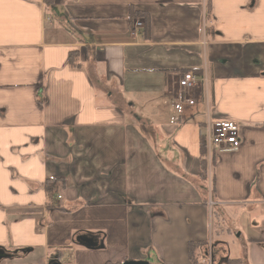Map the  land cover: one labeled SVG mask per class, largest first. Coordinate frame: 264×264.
<instances>
[{
    "label": "crops",
    "instance_id": "1",
    "mask_svg": "<svg viewBox=\"0 0 264 264\" xmlns=\"http://www.w3.org/2000/svg\"><path fill=\"white\" fill-rule=\"evenodd\" d=\"M205 6L0 0V264H194L190 242L195 264H264V0ZM183 70L201 81L177 113ZM214 120L240 145L216 154L213 188Z\"/></svg>",
    "mask_w": 264,
    "mask_h": 264
},
{
    "label": "built area",
    "instance_id": "2",
    "mask_svg": "<svg viewBox=\"0 0 264 264\" xmlns=\"http://www.w3.org/2000/svg\"><path fill=\"white\" fill-rule=\"evenodd\" d=\"M143 27L142 20H135L133 32ZM205 81V79H203ZM200 76L193 70L179 72L176 80L177 93L171 97L170 103L177 113H181L185 106L194 104L189 92L199 85ZM204 137L207 147L208 172L212 169V157L219 152L236 150L240 145L239 126L234 121H208L205 125ZM60 199V195H56ZM210 204L211 201H210Z\"/></svg>",
    "mask_w": 264,
    "mask_h": 264
},
{
    "label": "trees",
    "instance_id": "3",
    "mask_svg": "<svg viewBox=\"0 0 264 264\" xmlns=\"http://www.w3.org/2000/svg\"><path fill=\"white\" fill-rule=\"evenodd\" d=\"M44 3L45 5H52L53 3V0H44ZM206 12L208 13V16H209V13L211 11V0H206ZM143 15V14H140V12H134V10L131 11V15L134 17L135 15ZM143 19H144V23H143V29L144 30H148V20H147V17L146 16H143ZM74 56V53H70V64L71 65H78V64H75L73 61H72V58ZM199 154H200V177L202 180L204 181H207L208 177L210 178V183H211V187L213 186L214 188V175L212 174V169H211V174L210 176H208V163H207V147H206V142H205V137H204V134H200V137H199ZM215 163V155L212 157V168H213V165ZM58 184H57V181H47L46 182V191H47V194L49 197L53 196L54 192L58 189ZM53 201H52V204L50 205V208L53 209ZM196 247V245L194 244L193 245V242H190L188 243V247H187V250H188V256H189V259L192 263H197V259H196V256H193L195 255L194 254V248ZM57 258L59 259V255H57Z\"/></svg>",
    "mask_w": 264,
    "mask_h": 264
},
{
    "label": "water",
    "instance_id": "4",
    "mask_svg": "<svg viewBox=\"0 0 264 264\" xmlns=\"http://www.w3.org/2000/svg\"><path fill=\"white\" fill-rule=\"evenodd\" d=\"M79 241L85 244L86 246L92 247L91 240H87L86 238L79 237ZM47 264H61V263L58 259H52ZM120 264H154V263L147 259H137V260L128 259V260L122 261Z\"/></svg>",
    "mask_w": 264,
    "mask_h": 264
},
{
    "label": "rangeland",
    "instance_id": "5",
    "mask_svg": "<svg viewBox=\"0 0 264 264\" xmlns=\"http://www.w3.org/2000/svg\"><path fill=\"white\" fill-rule=\"evenodd\" d=\"M214 222V221H213ZM220 223H221V221H220ZM214 224V223H213ZM193 256H196V254L195 255H193Z\"/></svg>",
    "mask_w": 264,
    "mask_h": 264
}]
</instances>
